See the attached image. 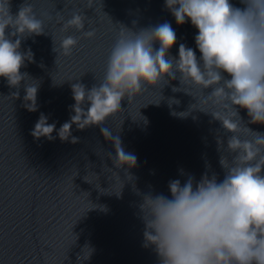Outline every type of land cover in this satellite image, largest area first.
Returning a JSON list of instances; mask_svg holds the SVG:
<instances>
[{
	"label": "water",
	"instance_id": "obj_1",
	"mask_svg": "<svg viewBox=\"0 0 264 264\" xmlns=\"http://www.w3.org/2000/svg\"><path fill=\"white\" fill-rule=\"evenodd\" d=\"M22 2L11 0L14 14ZM30 2L45 19L47 33L21 44L22 50L34 53V62H26L21 71L38 81L30 83H39L38 110L27 111L23 88L15 99L10 95L16 89L0 78V264H160L155 251L143 246L141 194L170 196L169 181L179 179L183 184L187 174L199 181L205 173H215L222 180L216 140L219 132L224 133L219 122L198 111L187 118L173 116L172 111H187L196 102L183 92L173 93L172 87L180 86L174 80L160 89L164 100L158 90H146L123 100L122 112L106 122L105 131L118 133L124 149L137 157L131 169L114 166L109 155H115L114 147L99 126L77 130L73 125L75 144L62 142L56 131L51 141L36 140L31 131L41 113L57 131L70 119L75 103L71 84L79 79L91 88L102 80L118 25L133 28L135 22L136 30L170 22L177 36L170 50L174 57L180 43L200 57L194 39L198 30L190 21L177 26L165 0ZM230 3L242 7L239 0ZM76 11L88 17L85 31L95 29L93 38H84L75 28L62 32L59 18L49 22L42 15L55 18L61 12L66 21ZM67 35L80 41L71 55L64 56L60 43ZM172 97L180 104L170 108L167 98ZM240 115L248 120L246 111ZM248 126L264 132V125Z\"/></svg>",
	"mask_w": 264,
	"mask_h": 264
},
{
	"label": "clouds",
	"instance_id": "obj_2",
	"mask_svg": "<svg viewBox=\"0 0 264 264\" xmlns=\"http://www.w3.org/2000/svg\"><path fill=\"white\" fill-rule=\"evenodd\" d=\"M239 3L242 7L230 0H165L177 26L190 21L198 30L194 39L199 58L184 43L179 44L178 57L171 55L177 36L168 21L136 30L135 22L133 28L118 25L102 80L91 88L79 79L71 84L75 103L70 119L57 131L41 113L31 131L36 140L51 141L56 131L62 142L75 144L73 125L77 130L99 126L114 147L115 155L109 154L114 166L131 169L137 157L124 149L118 133L105 131L106 122L122 112L123 100L146 90H158L163 97L160 89L174 80L180 86H173L172 92H183L196 102L187 111H172L173 116L187 118L198 111L219 122L224 133L216 140L222 180L215 173H205L199 181L187 174L183 184L169 181L170 196L141 194L143 246L155 251L160 264H264V132L248 126L264 125V0ZM57 13L55 18L42 15L49 22L59 18L62 32L75 28L84 38L95 36V29L85 31L84 13L76 11L66 21ZM45 29V19L38 17L30 0H23L15 14L11 0H0V78L16 89L10 95L15 99L23 88V107L29 112L38 110L39 83H30L38 81L21 71L34 62V53L22 50L21 44L46 35ZM79 41L64 36L62 54L71 55ZM167 103L171 108L180 101L172 97ZM241 110L247 112L246 122ZM180 174L185 175L183 170Z\"/></svg>",
	"mask_w": 264,
	"mask_h": 264
}]
</instances>
